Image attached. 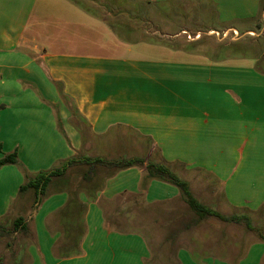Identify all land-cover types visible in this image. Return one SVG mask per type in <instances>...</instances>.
<instances>
[{
	"label": "crops",
	"instance_id": "0c3cea01",
	"mask_svg": "<svg viewBox=\"0 0 264 264\" xmlns=\"http://www.w3.org/2000/svg\"><path fill=\"white\" fill-rule=\"evenodd\" d=\"M171 1L102 0L101 5L127 14L131 3L152 6ZM209 2L220 26L256 21L264 13V0ZM93 10L95 15L69 0H0V142L7 147L5 152L16 153L29 174L36 175L77 157L83 151L81 130L95 139L131 131L150 139L147 154L158 153L156 162L186 165L179 176L194 195L195 180L212 179L219 185L214 205L249 212L252 218L264 216V67L258 65L264 64V52L250 56L246 65L227 64L216 59V51L189 54L162 42L126 38V32L136 35L133 26L114 25ZM231 27L227 31L239 35ZM246 34L254 33L250 29ZM178 35L166 34L172 39ZM142 43L201 60L144 56ZM117 50L121 54L116 55ZM82 168L83 164H74L53 178L48 185L53 189L45 191L41 204L25 220L26 234L30 224L34 226L30 264L235 260L234 244L225 246L222 236L216 243L207 236H193L176 247L182 230L192 231L211 219L193 224L196 216L191 210L190 219L180 215L183 229H175L153 255L148 233L142 227L129 230L123 218L146 216L140 205L156 208L153 218L177 217L175 206L188 207L179 189L153 180L140 190L146 168L134 167L79 193ZM25 183L17 166L0 168V221L14 212L18 218L26 215L24 201L33 191L21 194ZM165 249L169 258L164 257ZM215 249L218 254H210ZM239 264H264V239L254 240Z\"/></svg>",
	"mask_w": 264,
	"mask_h": 264
},
{
	"label": "rangeland",
	"instance_id": "374dc122",
	"mask_svg": "<svg viewBox=\"0 0 264 264\" xmlns=\"http://www.w3.org/2000/svg\"><path fill=\"white\" fill-rule=\"evenodd\" d=\"M87 6L93 9H97L101 15H104L107 20L114 25L116 23H126L133 26L136 29V35L131 32H126V38H141L145 40H155L158 42H169L184 44L187 42L195 43L199 49H206L211 53L219 48L223 50L220 55L229 56L230 59L226 60L227 64H239L246 65L245 62L249 61V57H259L264 52V13H260L258 19L252 22H237L236 24H229L226 26H220L216 22L214 14L215 7L209 2V0H197L194 4L181 3L179 0H172L169 3H163L160 5H139L131 3L128 8V13H120L114 10L113 12L107 11L101 5L102 0H82ZM232 26V27H231ZM236 28L239 30V35H236L232 31L228 32L229 28ZM121 27L118 26L120 31ZM253 30L254 34H246L247 30ZM122 32V31H121ZM166 34H179L178 38H167ZM189 37L191 39H189ZM196 39V40H195ZM141 54L144 56H151L155 58H165V60L171 61H183V60H195L200 61L201 57H195L186 55L181 51L166 52L167 49L160 46H152L142 43L140 45ZM161 50L162 52H158ZM121 54L120 50H117L116 55ZM196 56V55H195ZM245 57L239 60L240 57ZM188 57V58H187ZM238 62V63H237ZM259 67H264V64H258ZM86 129V128H84ZM119 137L112 138H93L89 135V132L83 134V151L79 153L78 157L85 159L103 158L106 161L114 159H133L141 158L146 160L158 161V153L153 152L148 156L147 151L150 147V139H141L131 131H124L119 133ZM103 139V140H102ZM2 142H0V145ZM0 156L3 159L9 153L5 152L7 147L1 145ZM232 155H229L231 157ZM0 159V160H1ZM94 162V161H93ZM83 163L82 168V182L79 185L77 192H83V189H88L92 185L96 184L98 187L105 181L108 175L114 168L109 169L105 165H87ZM85 165V166H84ZM87 165V166H86ZM186 166L185 164L178 162L174 164V171L180 175L181 169ZM96 167L100 177L94 179H86L85 176L90 172L91 168ZM183 173V172H182ZM182 176V175H181ZM180 176V177H181ZM182 179L184 177H181ZM141 186L144 184L143 178L141 179ZM212 179L208 181L199 180L194 182V193L196 198L203 204L211 207L213 210H219L226 216L235 214L232 210H226L219 204L214 205L215 198H217L219 185L215 184ZM144 186V185H143ZM140 187V190L143 188ZM53 186H49L46 189V193L51 191ZM44 196V195H43ZM35 196L31 192L25 199L26 215L25 220H28V216L32 214L34 206ZM42 199L40 201V204ZM39 204V205H40ZM149 216H143L139 214L134 219L123 218L126 221L127 228L132 230L133 228H143L148 234L149 243L152 246L153 255H157L160 244L162 246L173 236V232L179 229L182 230L181 216L187 218L193 217L192 212L187 206H175L177 217L170 218H153L156 208H144ZM41 211V209H40ZM39 211V212H40ZM18 216L15 212L10 219L0 221V264H30L29 248L35 243V239L32 234L33 225L30 224L29 233L26 234L22 229H16L14 221ZM122 219V220H123ZM254 226L257 231H249L245 225L228 224L219 219L211 218L207 222H204L202 226L193 229L189 232L183 230L176 236L177 246L185 245L191 237H203L207 236L209 241L220 239L221 236L224 239V245L228 246L229 243L234 244L233 255L234 261H226L227 264H239L241 258L247 254L249 246L254 240L264 239V216L261 214L255 215L253 218ZM121 220V219H120ZM40 221V220H38ZM132 221V222H131ZM170 252V251H169ZM169 252L164 250V257L169 258ZM218 254V251L211 250L210 254ZM221 253V252H220ZM21 261V262H20ZM196 262V261H195ZM198 263V262H196ZM149 264H179V261H149Z\"/></svg>",
	"mask_w": 264,
	"mask_h": 264
},
{
	"label": "trees",
	"instance_id": "16d2710c",
	"mask_svg": "<svg viewBox=\"0 0 264 264\" xmlns=\"http://www.w3.org/2000/svg\"><path fill=\"white\" fill-rule=\"evenodd\" d=\"M69 1L81 7L87 13L91 15H95V13L93 12L94 11L93 8L91 9L82 0H69ZM262 10H264V7L261 8V11ZM149 41L151 43H156V44L160 43L155 40L154 41L149 40ZM162 44L176 48L178 50H182L189 54H199V55L203 54L202 50L199 49L198 45L195 43L179 44V43L162 42ZM222 51L223 50H219V48L216 50V53H218L216 59L219 61H225L230 59L229 56L224 54V52L223 55H220ZM204 54L205 56H208V54L210 53L205 52ZM71 112L73 115L79 116V114L75 109H72ZM80 121L83 125H85L82 119ZM81 133L84 134V131L81 130ZM0 150H1V146H0ZM83 163H88V165L91 166L105 165L109 169L114 168L107 178L114 176L117 172L122 170H127L134 167H145L146 175L143 178L144 183L147 184L149 181L159 180L169 183L179 189L183 201L188 205L190 210L196 216L195 217L196 219L192 222L193 224L199 223L208 218H216L228 224L245 225L246 228L251 232L254 231L255 232L257 231L258 233L260 232L255 228L254 221L249 212H237L230 216H226L202 204L193 194L189 183L186 180L182 179L174 171L173 166L165 162H153L152 160H146L141 158H133V159L121 158L117 160L114 159V160L106 161L103 158H96L92 160L77 156L67 161L58 163L57 166H55L53 169L49 171L39 172L36 175H31L25 169V167L19 162L16 153H12L0 160V168L6 165H15L19 169H21V171L25 175L26 183L21 187L20 192L22 194L28 191H33L35 194V199H34L35 204L38 205L40 204L41 198L45 194V191L53 178L61 177L67 171L69 166H72L74 164H83ZM92 174L98 175V171L96 172L95 167L91 168L90 172L87 173L86 179H91ZM25 222H26L25 219L23 217H20L14 221V226L16 229H22L23 232H26Z\"/></svg>",
	"mask_w": 264,
	"mask_h": 264
},
{
	"label": "built area",
	"instance_id": "2783aa9c",
	"mask_svg": "<svg viewBox=\"0 0 264 264\" xmlns=\"http://www.w3.org/2000/svg\"><path fill=\"white\" fill-rule=\"evenodd\" d=\"M236 34V33H235ZM189 39H191L190 37H189Z\"/></svg>",
	"mask_w": 264,
	"mask_h": 264
}]
</instances>
